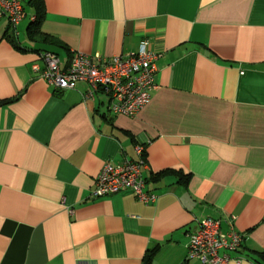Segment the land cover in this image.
I'll return each instance as SVG.
<instances>
[{
	"label": "crops",
	"instance_id": "0c3cea01",
	"mask_svg": "<svg viewBox=\"0 0 264 264\" xmlns=\"http://www.w3.org/2000/svg\"><path fill=\"white\" fill-rule=\"evenodd\" d=\"M29 2L15 43L0 17V264H145L156 248L152 264H204L187 260L189 234L205 217L228 233L233 216L244 241L227 264H264V0H43L36 40ZM144 41L162 56L135 117L85 82L41 76L43 51L65 71L75 52ZM139 144L157 201L93 198L103 166L136 160Z\"/></svg>",
	"mask_w": 264,
	"mask_h": 264
},
{
	"label": "built area",
	"instance_id": "2783aa9c",
	"mask_svg": "<svg viewBox=\"0 0 264 264\" xmlns=\"http://www.w3.org/2000/svg\"><path fill=\"white\" fill-rule=\"evenodd\" d=\"M30 0H0V17L9 20L12 33L18 37V27L25 19L26 4ZM35 19V17H33ZM162 54L149 48L144 41L137 52L124 56L104 58L99 54L91 56L81 52L72 54L67 70L60 68V59L52 52H42L45 69L41 73L48 83L58 90L74 89L78 82L89 84L88 97L103 91L108 109L113 114L135 117L152 99L151 91L157 89L156 64ZM136 160L126 159L119 163H106L100 171L93 198L132 191L139 201L154 203L158 196L146 191L143 171L148 167L145 147H135ZM235 217H231V230L221 232V222L205 217L199 228L189 234L187 260H199L204 264H227L230 257L222 251H236L244 241V235L236 231Z\"/></svg>",
	"mask_w": 264,
	"mask_h": 264
},
{
	"label": "trees",
	"instance_id": "16d2710c",
	"mask_svg": "<svg viewBox=\"0 0 264 264\" xmlns=\"http://www.w3.org/2000/svg\"><path fill=\"white\" fill-rule=\"evenodd\" d=\"M29 3H31L33 5L34 9L36 10V16H35L34 21L31 23V25L29 27L28 37L30 40H36L37 38L42 36L41 25L45 19L44 2H43V0H30ZM13 36H14V34L12 33V36L10 35L8 38L10 40H12L13 43H15L14 38H17V37L16 36L13 37ZM43 52H49V51H43ZM178 174L180 175L181 180L183 181V184H186L189 176L184 175L180 172H178ZM159 250H160V248L153 249L148 254V257L146 258L145 264H152L155 256L159 252ZM259 256H260L262 262L264 263V253H259Z\"/></svg>",
	"mask_w": 264,
	"mask_h": 264
},
{
	"label": "rangeland",
	"instance_id": "374dc122",
	"mask_svg": "<svg viewBox=\"0 0 264 264\" xmlns=\"http://www.w3.org/2000/svg\"><path fill=\"white\" fill-rule=\"evenodd\" d=\"M28 22H29V19H27V20L25 21V24L28 23ZM23 26H24V24H23ZM18 32H20V33L22 32V31H21V28L18 30ZM24 37H25V33L23 32L21 38L23 39Z\"/></svg>",
	"mask_w": 264,
	"mask_h": 264
}]
</instances>
